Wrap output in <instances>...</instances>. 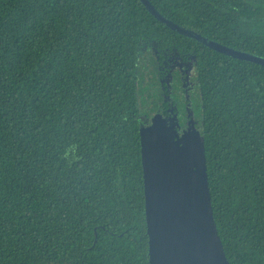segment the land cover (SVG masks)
<instances>
[{
  "label": "trees",
  "instance_id": "obj_1",
  "mask_svg": "<svg viewBox=\"0 0 264 264\" xmlns=\"http://www.w3.org/2000/svg\"><path fill=\"white\" fill-rule=\"evenodd\" d=\"M150 1L264 57V0ZM192 99L223 256L264 264V65L142 0H0V264H151L143 114Z\"/></svg>",
  "mask_w": 264,
  "mask_h": 264
},
{
  "label": "rangeland",
  "instance_id": "obj_2",
  "mask_svg": "<svg viewBox=\"0 0 264 264\" xmlns=\"http://www.w3.org/2000/svg\"><path fill=\"white\" fill-rule=\"evenodd\" d=\"M190 97V95H188ZM191 100L186 112L169 110L167 115L158 112L153 117L143 114L141 125L145 171L147 179L160 177L173 210L179 236L187 241L191 259L195 252L209 250L206 257L216 264H227L219 245L215 228L210 221L206 180L203 164L202 135L197 124V114ZM176 109V108H175ZM192 233L191 236L187 233ZM185 231V234L184 232ZM195 231V232H194ZM208 244L214 245L215 252ZM203 245V247H202ZM225 261L222 263V259Z\"/></svg>",
  "mask_w": 264,
  "mask_h": 264
},
{
  "label": "water",
  "instance_id": "obj_3",
  "mask_svg": "<svg viewBox=\"0 0 264 264\" xmlns=\"http://www.w3.org/2000/svg\"><path fill=\"white\" fill-rule=\"evenodd\" d=\"M142 1L157 18L176 31L191 36L199 42L225 54L264 65V57L244 53L210 40L166 18L157 10L150 0ZM146 196L148 226L152 232L150 241L151 264H216L211 258L206 257V251L209 250L206 248V241L204 250H201L200 254L195 252V257L193 256L191 259L187 250V241L183 240L181 235L179 236L178 231L181 232V228H176L173 210L169 205L162 180H160L159 176L154 178L151 177V179L149 177V179H147L146 175ZM208 223L212 226L213 222L211 217ZM183 232L185 234V231ZM190 232L188 233L187 231L189 236L192 235ZM208 246L211 248L212 252H215L214 245L208 244ZM223 261H225L224 258L222 259V263Z\"/></svg>",
  "mask_w": 264,
  "mask_h": 264
}]
</instances>
